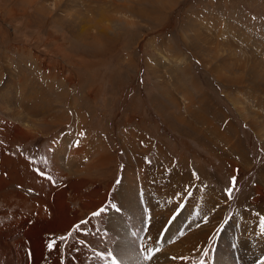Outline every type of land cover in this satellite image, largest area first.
<instances>
[{"label":"rangeland","instance_id":"obj_1","mask_svg":"<svg viewBox=\"0 0 264 264\" xmlns=\"http://www.w3.org/2000/svg\"><path fill=\"white\" fill-rule=\"evenodd\" d=\"M29 46L63 62L69 95L29 78ZM102 154L104 169H82ZM55 157L72 173L55 178L65 212L47 221L63 226L49 235L53 264H97L78 245L92 226L95 251L119 264H262L264 0H0V234L32 215L34 172ZM191 236L196 251L176 253Z\"/></svg>","mask_w":264,"mask_h":264},{"label":"bare ground","instance_id":"obj_2","mask_svg":"<svg viewBox=\"0 0 264 264\" xmlns=\"http://www.w3.org/2000/svg\"><path fill=\"white\" fill-rule=\"evenodd\" d=\"M95 37L96 36L92 35V38L89 40L94 41ZM108 41H109V39H108ZM104 43L105 42H103L101 44L99 43V44H100V46H102ZM96 44H98V43H96ZM29 111H30V109H29ZM12 116H15V115L12 114ZM179 120L181 122H183L182 119L179 118ZM75 141L76 140L73 138V136H69V137L66 136L65 139L63 140V143H65V146H66L67 144H72L71 142L74 143ZM80 146H82V145H80ZM98 153H100V152H98ZM108 154H102L101 155L102 157H95L93 160L94 163H91V165L92 164H95V165H92L91 167H86V168L83 167L82 169L84 171H86V170L91 171L92 168H94V169L97 168V170L104 169L108 164H110L112 162L111 156ZM82 158L83 157H77V160H78L77 162H81L80 159H82ZM86 159H88V158H86ZM73 160H75V159H73ZM60 161H61V157H55L53 160V171H49V170H47L46 172L44 171L43 172V173H45L44 176H38L39 175L38 172L37 173L34 172L35 177L37 179L42 180V182H41L42 184H37V185H35L33 183L30 184L32 186L31 188H33L35 190L36 195H38V196L35 195V197L32 198V201H33V204H32L33 208L31 209L32 215L28 218L24 217L23 218L24 220L23 219L22 220L25 222L21 221V223L17 222L16 224L14 222L13 226H11V227L9 226L10 227L9 229H7L5 232L0 234V264H24V263L25 264H53V261H54V257L52 254L53 250L49 247V244L52 241V238L49 235H50V232H54L63 226L57 227V225H56L55 227H51V225H49L47 221H50L51 218H54L53 216H56L57 214L63 215V211L65 212V210L62 206V201H61L60 197L58 196L60 191L63 189V188H61L62 186L60 185L59 181L60 180L62 181L65 177H68L72 173L70 170L65 171L66 169L62 168L63 166L60 164ZM85 164H86V162H85ZM93 174H94V172H93ZM48 176H50L52 178L51 181L49 179H47ZM1 178H3V177H1ZM55 178H56V180L59 179V181L56 182ZM69 178H70L69 179V181H70L72 177H69ZM77 178L75 177V180H77ZM65 180H66V178H65ZM6 181L4 178H3V180H0V192L3 191V189L8 185V183ZM31 181H33V180L31 179ZM85 181H86V179H85ZM78 182H80V183H76L78 186H80V184L84 183L82 181H78ZM23 186H25V185H22V187ZM66 186H68V185H66ZM17 196L20 198L21 202L26 201V199H25L26 196L23 192H18ZM56 200H57V202H56ZM58 205H61L62 208L60 209ZM44 209H46L47 212L52 213L51 216L50 215L48 216L49 217L48 219L39 215V212L42 214V211ZM37 223H39V224H37ZM40 225H41V228H40ZM2 228H4V227H2ZM97 229H99V228H97ZM203 230H205V231L200 232L201 234L199 237H202L203 240L204 239L207 240L213 231H211L212 229H208V228L207 229L203 228ZM97 231L98 230H96V228L94 226H92L90 231H89V235L91 236V238L93 240L87 241V242H82L81 244H78V245L84 251L83 252L84 255H89L90 253L95 255V263H97V264H113L114 259H113L112 255H109V253H97L95 251L96 247L101 243V238H100V236L97 235ZM194 239H195L194 236L189 237V245H190L189 250L187 249L188 247L187 248L181 247L180 249L176 250V253H180V251H182V252H186V251L191 252L193 250L196 251L197 246H194L195 245ZM105 240H106V238H105ZM195 251L193 252L194 254H196ZM182 252L180 254H182ZM75 256L76 255H70V256H68L67 259L63 258V264H80L79 260ZM200 257H202V255ZM93 259H94V257H93ZM58 261H59V259H58ZM182 261H183V259H182ZM189 261H191V260H189ZM178 263H179V261H178ZM195 264H211V263L205 262V261H199Z\"/></svg>","mask_w":264,"mask_h":264},{"label":"crops","instance_id":"obj_3","mask_svg":"<svg viewBox=\"0 0 264 264\" xmlns=\"http://www.w3.org/2000/svg\"><path fill=\"white\" fill-rule=\"evenodd\" d=\"M121 7V6H120ZM122 8V7H121ZM130 15V14H129ZM146 38H144L145 40ZM154 39V43H156L157 45H160L163 43H167V38L166 37H161V38H153ZM143 40V39H142ZM143 40V41H144ZM105 46V47H104ZM140 46V48L138 49H141V45H137V47ZM15 47V45L13 46ZM31 49H28V57L26 58L27 60L25 61H22V64H24V68L25 69H28V71L31 73V75H29V78L32 79L33 81H35L36 83L38 84H41V85H44V87H47V93L50 95L49 97L51 98H57V91H62L66 92V94L69 95L70 93V90L69 89H66L64 88L66 86V84L63 85V80L65 82H68V79H65V75H67L68 73L65 71V67L62 69V65L63 62L61 61L60 62V65H56V64H52V65H49V62L46 60V57L48 55V52L45 48L44 51H41V49L38 48V50L34 47H31L29 46ZM99 52H102L104 50H106L108 47V45L106 43H104L102 46H99ZM131 49L132 47L130 46L128 49H126L124 55L126 57V59H130L129 62L132 61V54H131ZM17 57V56H16ZM15 57V60H19L18 58ZM62 58V57H61ZM152 57H149L147 56V59L144 61L143 63V66L145 67L148 63V61H150L149 59H151ZM21 67H23V65L19 64ZM130 65H133V63L131 62ZM187 69V68H186ZM55 72V75H56V79H54L55 77H52L53 74ZM66 73V74H64ZM34 74V75H32ZM32 77V78H31ZM64 77V78H63ZM193 77V76H192ZM193 79V78H192ZM190 78V81L192 80ZM62 82V86H59L58 83L56 82ZM49 83V85H48ZM194 83V81H193ZM193 86V84H191ZM49 87V88H48ZM168 89V88H167ZM187 91V90H185ZM192 92V90H191ZM65 94V95H66ZM193 96H194V92H193ZM205 103V101H204ZM63 107V106H62ZM225 122V121H224ZM228 124V122L226 123ZM225 124V125H226ZM71 126V130H68L66 132L70 133V131H73L75 130V132L77 131V143L76 145H79L80 144V138L78 136V134H80V132L78 133V128H77V124L76 123H69V127ZM223 127V126H222ZM92 128H95V127H92ZM222 129V128H221ZM65 132V133H66ZM242 136V135H241ZM93 136H90V139H92ZM83 142V141H82ZM84 143V142H83ZM75 145V144H74ZM75 145V146H76ZM105 147V146H104ZM231 152H228L232 157H236L235 154H237L234 150H230ZM235 152V153H234ZM239 154V153H238ZM46 157H48L46 155Z\"/></svg>","mask_w":264,"mask_h":264},{"label":"snow or ice","instance_id":"obj_4","mask_svg":"<svg viewBox=\"0 0 264 264\" xmlns=\"http://www.w3.org/2000/svg\"><path fill=\"white\" fill-rule=\"evenodd\" d=\"M37 171L40 173L41 176H44V175H45V173L41 172L39 169H37ZM47 179H49V180L51 181L52 178H51L50 176H48ZM235 179H236V178L233 177V184H235ZM227 191H228L229 196H230V195H231V190H227ZM116 211H117V212L120 211L119 207L116 208ZM61 239H63V237H61ZM54 244H55V241L53 240V241L50 242L49 247L51 248ZM150 258H151V257H148V259H150ZM113 264H118V262L115 261V259H114V260H113ZM262 264H264V262H262Z\"/></svg>","mask_w":264,"mask_h":264},{"label":"built area","instance_id":"obj_5","mask_svg":"<svg viewBox=\"0 0 264 264\" xmlns=\"http://www.w3.org/2000/svg\"><path fill=\"white\" fill-rule=\"evenodd\" d=\"M149 219L151 218V217H148Z\"/></svg>","mask_w":264,"mask_h":264}]
</instances>
